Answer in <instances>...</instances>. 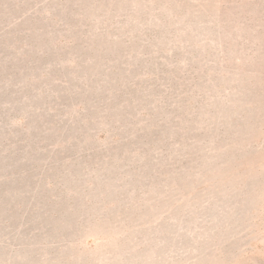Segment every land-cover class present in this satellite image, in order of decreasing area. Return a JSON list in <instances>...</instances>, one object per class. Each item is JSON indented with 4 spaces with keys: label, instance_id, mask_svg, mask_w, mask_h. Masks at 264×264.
I'll return each mask as SVG.
<instances>
[{
    "label": "rangeland",
    "instance_id": "1",
    "mask_svg": "<svg viewBox=\"0 0 264 264\" xmlns=\"http://www.w3.org/2000/svg\"><path fill=\"white\" fill-rule=\"evenodd\" d=\"M0 264H264V0H0Z\"/></svg>",
    "mask_w": 264,
    "mask_h": 264
}]
</instances>
